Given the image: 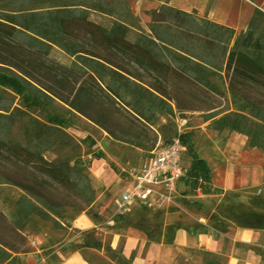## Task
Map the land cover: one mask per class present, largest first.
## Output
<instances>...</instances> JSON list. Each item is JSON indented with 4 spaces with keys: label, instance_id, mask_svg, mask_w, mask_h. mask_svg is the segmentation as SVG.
I'll return each mask as SVG.
<instances>
[{
    "label": "trees",
    "instance_id": "obj_1",
    "mask_svg": "<svg viewBox=\"0 0 264 264\" xmlns=\"http://www.w3.org/2000/svg\"><path fill=\"white\" fill-rule=\"evenodd\" d=\"M0 7L1 86L19 95L28 90L49 105L57 98L82 114L102 103L99 0H0ZM56 49L72 60L57 62L52 69L50 56ZM57 130L40 134L30 126L23 138L12 137L10 124L0 122V220L20 239L30 217L61 229L57 218L70 210L84 211L96 201L85 173L65 159L48 158ZM11 187L20 195L10 209L2 200ZM94 249L108 257V246ZM19 250L0 238V264H21Z\"/></svg>",
    "mask_w": 264,
    "mask_h": 264
},
{
    "label": "rangeland",
    "instance_id": "obj_2",
    "mask_svg": "<svg viewBox=\"0 0 264 264\" xmlns=\"http://www.w3.org/2000/svg\"><path fill=\"white\" fill-rule=\"evenodd\" d=\"M3 8L0 7V13ZM52 63L49 68L57 67L55 63H69L72 58L56 49L50 56ZM85 80L81 79V82ZM64 91H69L68 87ZM101 95V94H100ZM101 102L87 109L86 114L78 113L70 106L55 99L51 105L44 100L36 97L28 90L22 91V94H16L11 89L0 85V122L10 124L13 129L12 137H24L25 131L32 126L38 128L39 133H44L48 128L58 129L50 138L55 140V146L50 149L48 158L53 160L56 157L67 160L74 168L85 173L90 178L91 185L96 192V201L100 194L106 193L105 184V156H104V127H103V98ZM1 159V156H0ZM102 163V171L93 175L92 168L97 163ZM11 169V168H10ZM63 195L67 193L61 190ZM6 200L3 204L10 208L20 192L16 188H8ZM94 202L92 207L84 211L70 210L57 218L62 223V228H58L52 221L40 220L37 217H30L26 231L22 234V239L11 234L5 229V225L0 220V238L18 247L20 252L21 264H25V258L28 255L39 254L38 250L44 251V261L40 264H56V259L52 256V251L46 250L44 246L35 245V235L42 231L57 234V242L54 245H60L70 235L81 234L85 238L88 247L101 244L108 246L107 242V213L106 203L99 204ZM3 205V206H4ZM8 212V211H6ZM88 214L95 222L96 228L89 233L77 228H73V219ZM8 215V213H6ZM74 249V246L70 250ZM103 252V251H102ZM104 253V252H103ZM105 260L98 264H108L107 254ZM4 264H9L7 261Z\"/></svg>",
    "mask_w": 264,
    "mask_h": 264
},
{
    "label": "crops",
    "instance_id": "obj_3",
    "mask_svg": "<svg viewBox=\"0 0 264 264\" xmlns=\"http://www.w3.org/2000/svg\"><path fill=\"white\" fill-rule=\"evenodd\" d=\"M103 168V167H102ZM102 169L99 171L101 173ZM100 198L106 199V193L100 194L96 203ZM104 204V203H99ZM96 222L86 213L73 219V228L80 229L82 234L90 232L96 228ZM35 237V245L42 247L46 250L52 251V256L56 259V264H98L100 261L105 260L106 256L102 251L94 249L93 246L86 245L85 238L81 234L70 235L63 240L60 245H54L57 242V234L42 231ZM74 246V249L70 248ZM39 254L35 253L28 255L25 258V264H40V260L44 261L43 250H38Z\"/></svg>",
    "mask_w": 264,
    "mask_h": 264
},
{
    "label": "bare ground",
    "instance_id": "obj_4",
    "mask_svg": "<svg viewBox=\"0 0 264 264\" xmlns=\"http://www.w3.org/2000/svg\"><path fill=\"white\" fill-rule=\"evenodd\" d=\"M102 168V163H97L93 168H92V172H93V175L94 176H97V174H99V171L101 170ZM98 203H106V199L104 198H100L98 200Z\"/></svg>",
    "mask_w": 264,
    "mask_h": 264
}]
</instances>
